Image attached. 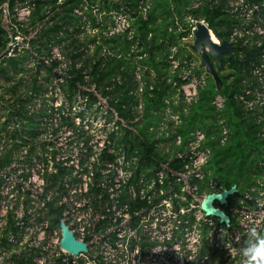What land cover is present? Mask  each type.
Masks as SVG:
<instances>
[{
	"label": "built area",
	"instance_id": "2783aa9c",
	"mask_svg": "<svg viewBox=\"0 0 264 264\" xmlns=\"http://www.w3.org/2000/svg\"><path fill=\"white\" fill-rule=\"evenodd\" d=\"M95 1L84 0L74 9V20L61 22L58 32L49 38L43 31L54 25L55 12L48 11L44 21L34 25L36 2L17 1L11 27L4 18L12 10L9 4L4 6L2 25L13 36L10 54L20 50L28 54L26 64L31 69L51 70L50 86L45 92L32 94L26 111L28 116L43 115L42 136H48L38 138L35 150L53 145L55 169L48 170V154L30 153L29 147L0 168V264L7 248L13 246H22L19 248L32 257L33 264H225L226 260L246 264L237 239L242 243L249 227H264V176L244 192L237 188L226 203L214 200L215 208L225 212L229 222L209 214L204 208L209 196L227 191L209 169L213 156L210 141L217 134L210 136L196 128L184 135L182 129L184 116L209 84L207 58L214 53L212 45L218 46L220 53L226 48L225 53L232 55L239 44L264 47V0H233L230 4L227 0L224 11L237 23L226 41L215 35L201 15L204 8L219 6L224 0H191L183 13L171 20L168 36L159 40L166 56L162 74L150 65L154 56L137 25L138 21H149L153 2L116 0V7L107 9L101 7L100 0ZM202 30L207 31L211 43L201 39ZM211 33L217 36L216 43ZM153 38L154 33L149 32L147 41ZM73 39L79 40L73 49L77 57L66 52ZM114 41H127V53L120 46L114 48ZM120 58L132 65L130 78L124 77V65L107 87L92 81L93 66L102 63L105 68ZM155 60L161 61L157 56ZM261 67L264 64L252 66L261 86H248L235 95L259 122L264 118ZM79 70H83V78L71 98L66 90ZM124 85L120 96L127 94L128 100L123 108L133 117L121 114L116 105L121 99L112 94ZM161 90L165 94L162 105L154 110L156 119L148 123L146 97L154 98ZM54 94L57 99L52 101ZM227 102L228 96L218 92L212 105L222 111ZM93 107L100 108L105 119L104 136L99 140L83 115ZM63 118L74 126L65 124ZM16 127L22 128L20 124ZM144 128L149 147L157 154H144L128 142L136 137L146 141ZM218 129L220 143L225 144L231 133L225 119L219 120ZM64 132L77 140L91 135L88 142L72 144L70 154H61ZM2 151L0 146V163ZM57 166L65 175L55 186L48 176L58 173ZM33 202L40 211L31 206ZM51 204L61 209L56 226L49 215ZM13 213L18 233L11 227ZM63 226L86 245L85 251L76 253L63 247ZM4 237L8 247L3 246Z\"/></svg>",
	"mask_w": 264,
	"mask_h": 264
},
{
	"label": "trees",
	"instance_id": "16d2710c",
	"mask_svg": "<svg viewBox=\"0 0 264 264\" xmlns=\"http://www.w3.org/2000/svg\"><path fill=\"white\" fill-rule=\"evenodd\" d=\"M25 2L28 0H0V78L3 80V85L0 84V91L4 89V93H0V103L5 101L11 103V99H7V94H13V104L10 106L15 109L12 116L17 117L23 125L21 129L15 127L11 135L13 140V149H9L6 156L0 163V168L14 162L17 156L23 151L24 148L29 147L30 153L35 152L36 141L44 131L41 130L40 121L43 115L37 117L28 116L26 111V103L32 101V97H29V89L33 93H39L42 91L43 85L35 80L33 86L29 88L25 86L24 66L26 65L27 56L25 52H16L15 55L10 53L13 51V36L6 30L3 25L4 6L9 4L12 10L16 2ZM36 7L34 10L32 22L36 25L38 22H43L47 16L48 11L55 12V23L52 27L44 30V36L50 37L53 33L58 32L60 29V23H71L74 20L72 15L74 9L80 6L84 0H34ZM91 3L96 4L95 0H89ZM132 3H137L139 0H130ZM153 2V9L150 13V19L147 22L138 21L139 33L145 41L146 47H150L153 53L154 59L151 60L150 65L154 67L159 74H162L161 65L164 64L165 57L161 61L155 60V51L164 49V45H159V37L165 38L168 36V26L171 20L176 15H181L187 6L190 5L191 0H151ZM61 2V3H60ZM103 2V3H102ZM116 0L110 3V0H101V7L112 9L116 7ZM227 0L215 7H206L201 11V15L206 18L210 23L211 28L215 34L222 40H228L237 21L232 18L228 13L224 11L227 7ZM161 19L162 22L158 23ZM149 32L154 33V38L151 41H147V35ZM160 32V35H158ZM76 42L79 40H72L67 50L70 56L77 57L74 54V50L77 49ZM114 48L117 46L122 47V51L127 53L129 44L127 41H114ZM81 45V44H80ZM72 46V50L70 49ZM74 49V50H73ZM100 49V48H99ZM18 53V54H17ZM235 55L230 53H224L222 56V68H229L232 70V76H234L232 82H227L226 78H222L221 85L217 80L211 79L205 90L201 92L200 101L192 107L190 113L184 116V127L182 132L184 135H188L191 130L200 128L206 130L209 135H215L216 139L211 140L213 148V156L209 164V169L212 171V175L219 181L221 185L227 190L237 187L240 192H244L252 185H254L260 178L264 176V118L259 122L258 118L245 109L243 104L235 98L236 93L241 92L246 87L251 86L253 88L259 87L260 83L258 79L252 73V66H261L264 64V47L243 46L239 44L234 47ZM163 56V55H161ZM160 56V58H161ZM214 60V58L211 57ZM126 66L123 72L124 77L130 78V69L132 65L129 64L127 59L120 58L114 59L109 66L102 67V63H98L93 66L92 81L96 82L99 86L107 87L115 74L120 72L122 66ZM82 71H76L77 77L70 80L68 83L67 92L71 98L76 94V84L82 81ZM18 75L21 77L17 78ZM26 90V94L19 92V90ZM125 89L124 86H118L112 93L117 95L121 100L118 102L117 107L121 114L125 117H133L129 111L123 108V105L128 100L127 94L120 96V92ZM218 92H223L228 96L227 106L224 110L218 111L212 105V100ZM109 93V92H108ZM164 92L157 91L154 98L150 96L146 97V109H147V122L151 123L156 119L154 110L160 109ZM48 115V114H47ZM52 117V116H51ZM220 119H225L230 129V136L225 144L220 143V134H218V122ZM65 124H69L72 127L74 123L67 118H63ZM8 123L0 125L1 130H6ZM147 128L142 130L143 135L147 138L146 141H142L139 137L129 138L128 142L132 148H139L144 154H157V151L149 147L150 141L148 139ZM28 139L32 141L29 142ZM43 145V144H42ZM9 146L7 142L6 147ZM58 173H53L48 176V179L53 182V185H57L65 175V170L62 167L57 166ZM50 218L53 225H58L61 218V209L50 205ZM11 227L13 233L20 231L17 225L15 214L13 213V220L11 221ZM8 241L3 238V246L8 247ZM15 247V246H13ZM13 264H33L32 257L25 252L13 254Z\"/></svg>",
	"mask_w": 264,
	"mask_h": 264
},
{
	"label": "rangeland",
	"instance_id": "374dc122",
	"mask_svg": "<svg viewBox=\"0 0 264 264\" xmlns=\"http://www.w3.org/2000/svg\"><path fill=\"white\" fill-rule=\"evenodd\" d=\"M101 1V0H100ZM231 2H233V0H229L228 3L230 4ZM61 3V2H60ZM103 3V2H102ZM6 15H8V18H4V22L5 24H10V26L12 27L13 26V13L10 14V12L6 13ZM1 20V19H0ZM23 36H26V31L23 30ZM216 35V34H215ZM217 37V36H216ZM77 45V44H76ZM121 47V46H120ZM68 48V47H67ZM66 48V52H67V55H70L69 50H67ZM72 50V46L70 48ZM223 52H219L218 50H216L214 48L213 50V54L210 53L208 54V58H207V66L209 67V70H210V79H215L218 81V83L221 85V83L223 82L222 78H226L227 79V82H232L233 81V78L234 76H232V70L229 69V68H225V69H221L222 68V56L223 54L226 52V48L225 49H222ZM69 51V52H68ZM162 51H164V49H162ZM17 52L19 53H23L22 51L18 50ZM18 54V53H17ZM27 58H28V54L25 53ZM214 54L216 57H214ZM86 57L89 56L88 54L85 55ZM214 58L213 59H211ZM261 69H263L264 71V67H261ZM24 73H22L21 75H26L25 76V86H28L29 88H31V86H33V83H35V80H39L38 82H40L42 85H43V89H42V92H45L47 90V87L50 86V83H51V70H47V69H44L42 68L41 70L39 71H35L33 69H31L27 64L24 66ZM21 75H18L17 78L21 77ZM262 77L264 78V72L262 73ZM0 84L3 85V80L0 78ZM261 86V85H260ZM259 86V87H260ZM102 87V86H101ZM23 89L19 90V92H23L24 94H26V90L24 87H21ZM4 89H1L0 93H4ZM32 94H34L32 92L31 89H29V97L33 96ZM6 98L7 99H11V103L13 104V94H7L6 95ZM50 99V97H49ZM54 99V100H53ZM55 99H57V96L54 94L53 98H51L52 101H55ZM11 103H6L5 101H3L2 103H0V125L2 126L3 124L5 123H8V127H7V131L6 130H1L0 128V146L1 148L3 149L2 151V160L3 158L6 156V153L9 149H13V140L11 139V135L13 133V129L16 127V125H19L21 127H24L23 125L25 124L24 122L22 123L17 117L15 116H12L13 115V112H15V109H13L11 105ZM32 103L29 102V103H26V107L28 105H30ZM75 105L77 106L78 103L76 102L75 100ZM83 115H84V118L87 122H89L90 125H92V129L94 130L95 132V135H96V138L95 140H99L101 139L103 136H104V132H105V129H104V118L102 117V113H101V110L100 108H98V110H96L94 107L93 109L91 110H86L83 112ZM37 117V116H35ZM42 121V120H41ZM41 121H40V127H41V130L43 131V126L41 124ZM90 133H87L85 135V138L81 139V140H77V139H72L70 138V135L66 132H64L63 134H61V140L60 142L63 143L62 147L63 148L62 150H60V153H65V154H70L71 152H73L72 150H69L71 149V146L73 144V146L75 147V143L76 141L78 142H88L86 140H88V138L90 137ZM46 136L48 135H43L42 136V133L41 135L39 136L40 138L42 137V139H45ZM76 138V137H75ZM7 142L9 143V146L6 147V144ZM67 145V146H66ZM64 146V147H63ZM43 147V146H42ZM47 148L43 149L42 148L40 149H37L35 151H37L38 154H45L46 153V156L47 154L49 155V165H48V170L50 172H52V170H54V161L52 159V154L54 153L55 151V147L53 145H46ZM78 149H81L82 147L81 146H76ZM86 148V146H85ZM24 150V149H23ZM44 163L45 161L42 160ZM32 207H34L37 211H40L39 209V206H37L36 203H32L31 204ZM20 212L19 210H17V213ZM16 213V212H15ZM18 215V214H17ZM19 216V215H18ZM19 247H22V246H19ZM18 246H15V247H12L11 249L7 248L6 252H5V255H4V263L3 264H13L11 261H12V258H13V254L14 253H20L22 252V250L19 248ZM9 250H11L9 252ZM225 264H232V261L230 260H226L225 261ZM235 264V263H234Z\"/></svg>",
	"mask_w": 264,
	"mask_h": 264
},
{
	"label": "water",
	"instance_id": "95a60500",
	"mask_svg": "<svg viewBox=\"0 0 264 264\" xmlns=\"http://www.w3.org/2000/svg\"><path fill=\"white\" fill-rule=\"evenodd\" d=\"M200 37L204 42L211 43L206 30L201 31ZM214 48L220 51V48L218 46L212 45L213 50ZM236 191H237V187H233L232 189L227 190L222 194L209 196V198L205 202L204 208L207 210L209 214L221 217L223 221L229 222L230 221L229 216L222 210L215 208L214 200L219 199L222 203H226L227 197ZM63 230H64L63 247L76 253L85 251L87 249L84 243L77 241V239L75 238V236L67 226H63Z\"/></svg>",
	"mask_w": 264,
	"mask_h": 264
},
{
	"label": "clouds",
	"instance_id": "9594fccd",
	"mask_svg": "<svg viewBox=\"0 0 264 264\" xmlns=\"http://www.w3.org/2000/svg\"><path fill=\"white\" fill-rule=\"evenodd\" d=\"M239 254L246 261V264H264V227L255 225L247 229V238L240 243ZM232 251V249H230Z\"/></svg>",
	"mask_w": 264,
	"mask_h": 264
},
{
	"label": "crops",
	"instance_id": "0c3cea01",
	"mask_svg": "<svg viewBox=\"0 0 264 264\" xmlns=\"http://www.w3.org/2000/svg\"><path fill=\"white\" fill-rule=\"evenodd\" d=\"M158 35H160V32H158ZM160 39H161V37H159V40H160ZM159 45H160V44H159ZM164 52H165V49H164V51H162V49H161L160 51L156 49V51H155L156 56H157L158 58H160V56L163 55V56H161L160 59L166 57Z\"/></svg>",
	"mask_w": 264,
	"mask_h": 264
},
{
	"label": "bare ground",
	"instance_id": "6f19581e",
	"mask_svg": "<svg viewBox=\"0 0 264 264\" xmlns=\"http://www.w3.org/2000/svg\"><path fill=\"white\" fill-rule=\"evenodd\" d=\"M210 36H211L212 41L216 43L217 41L216 36L213 33H211Z\"/></svg>",
	"mask_w": 264,
	"mask_h": 264
}]
</instances>
